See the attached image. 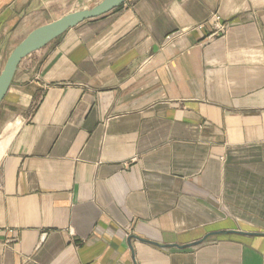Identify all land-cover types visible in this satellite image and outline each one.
<instances>
[{
	"label": "crops",
	"instance_id": "crops-1",
	"mask_svg": "<svg viewBox=\"0 0 264 264\" xmlns=\"http://www.w3.org/2000/svg\"><path fill=\"white\" fill-rule=\"evenodd\" d=\"M99 1L0 0V66ZM0 110V264H264V0H126L23 58Z\"/></svg>",
	"mask_w": 264,
	"mask_h": 264
},
{
	"label": "water",
	"instance_id": "water-1",
	"mask_svg": "<svg viewBox=\"0 0 264 264\" xmlns=\"http://www.w3.org/2000/svg\"><path fill=\"white\" fill-rule=\"evenodd\" d=\"M126 0H100L92 7L78 9L32 29L19 41L7 56L0 70V104L12 82L15 71L23 58L37 51L77 24L106 14Z\"/></svg>",
	"mask_w": 264,
	"mask_h": 264
},
{
	"label": "built area",
	"instance_id": "built-area-1",
	"mask_svg": "<svg viewBox=\"0 0 264 264\" xmlns=\"http://www.w3.org/2000/svg\"><path fill=\"white\" fill-rule=\"evenodd\" d=\"M207 23L210 24L211 28H212V31L210 33H208L206 35V37H212L213 35L215 34H219V33H222L224 28H225V25L224 23L221 21V18L219 15H217L216 13H213L210 17H209V20L206 21ZM205 23H198L197 25L193 26L191 29L192 30H203V27H204ZM180 31H176L174 33H171L170 35L167 36V39L171 38L172 36H175L177 34H179Z\"/></svg>",
	"mask_w": 264,
	"mask_h": 264
},
{
	"label": "rangeland",
	"instance_id": "rangeland-1",
	"mask_svg": "<svg viewBox=\"0 0 264 264\" xmlns=\"http://www.w3.org/2000/svg\"><path fill=\"white\" fill-rule=\"evenodd\" d=\"M2 66H0V70H1ZM2 122H3V119H2V116H1V110H0V125H1V128H3L5 126L4 123H2Z\"/></svg>",
	"mask_w": 264,
	"mask_h": 264
}]
</instances>
